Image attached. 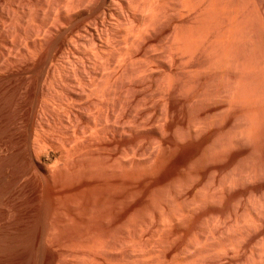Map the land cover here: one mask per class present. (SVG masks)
Returning a JSON list of instances; mask_svg holds the SVG:
<instances>
[{
  "label": "bare ground",
  "instance_id": "bare-ground-1",
  "mask_svg": "<svg viewBox=\"0 0 264 264\" xmlns=\"http://www.w3.org/2000/svg\"><path fill=\"white\" fill-rule=\"evenodd\" d=\"M133 1H135V0H133ZM138 1L141 2L144 0H141V1L138 0ZM88 2H91V1H89V0H0V264H26V261L28 260L27 259V253L29 252V251L27 252V245L29 243L31 244V242L33 244L36 243L38 246H41V247L44 246V249L47 247H50L52 249L51 252L53 254V255L50 254L51 255L50 260H52L51 262L56 261V264H61V263L63 264L66 260L69 259V258L67 259V257L70 254L73 256L79 252H81V254H83V251H86V250L88 251L95 246L93 243L92 244L94 246L92 244H90V242H92L94 240L95 235L97 237L98 234H94V232L96 230L95 231L90 230V228L92 226H90V228H89V224L92 222H90L89 224H86V222L88 220H86L85 217L83 219L80 217L82 220H84L83 224H80L79 226H78V224L80 222H78V223L76 222L77 225L74 224L75 225V231L68 229V231H72V232H66L67 230L63 229V228H66L67 225L70 227L71 226L70 224L73 225V223L75 221V220L74 221L72 220V219H74L72 216V214H74V212L72 213V211L68 209V208H70V207H68L69 206L68 204L71 205L73 203V201L71 203V200L73 199L72 196H75V195H73L74 187L78 188V185L82 184L78 180L81 177L79 176L80 178H78L77 176L79 174H81L80 172H82V174H85V175L87 174L86 175L87 177L85 178V181L87 183L89 181H92L93 179H96V178H97L96 180L99 181L101 179V181H102V179L104 177H106V176H104L106 174L105 173V171H106L105 166L106 165H104L105 171L102 172L103 174L104 173L105 174L104 175L100 174L99 173L100 170H104V168L99 167L100 165L102 166L103 164H98V163L102 162V161L104 163V160L102 159V157H99V156H103V157L111 160L113 157L109 158V156L112 153V152L110 153V151L117 150L116 148L119 147L118 145H119L120 141L121 142H122V140L125 141V139L120 140L121 138H123V135L125 134V130H126L125 126L123 125V122L121 121V119H123V118H121V115H123L122 112L124 113V111H122L121 106H118V104H117V102L121 98L120 96L123 94V87L125 88V85L123 84V82L120 78L121 77L120 75H119L120 76L119 78L118 77L115 78V77H112V75H114V74H112V75L111 74H109V75L105 74V72L109 71V73H110L111 71L113 72V70H115V69H112L110 71V69H107L105 67L106 64L102 65L103 64L102 62H105V61H103V59L100 60V63H102L101 66H104V68L107 70V71L105 70L104 72H102L106 76H108L105 78V80H103L102 78H99V80L101 79V82L97 83V84L94 83L95 81L94 82L91 81L95 74L93 75V73H91L93 75V77L90 75L91 76V80H90V78L87 77L88 76L87 75L88 69L86 70V66H82L83 65L82 63L80 66L83 67V69L81 68V70H83V72H82L83 75L81 73L80 74L82 76L78 75L79 73L77 72L78 73L77 75L80 78L78 76L77 77L75 76V72H76L77 68L80 67V66H77V64H76L77 62L75 63V60L77 58H80L79 55L81 54V53L80 54L78 53L79 55L77 56V58L76 59L74 58L75 52L77 51V50L75 51V48H77V47H75V44H76L75 41L77 39L75 40L76 36L74 34L75 25L77 22L76 21L77 20V10L79 9L78 7H80V5H82L81 7H83V5H84V7L87 6L89 4ZM129 2L131 3V1H129ZM262 2H264V1H262ZM262 2L260 0H150V3H149L150 9L148 8L149 10L147 9V7H145L146 4L143 7V4H144L143 2L138 7L137 6L133 7V4H135V3H131L132 7L136 11L137 10L139 11L140 6L142 7L140 9H143V11L145 10L144 8H146L148 11H151V12L147 11L149 13V14L147 13V17H146V12H145L146 10L144 11L145 14L143 13L145 15L144 18H147V22L145 20L141 21V23L144 22L143 23L144 25L146 22L147 25H145V27H146L145 29H143L144 26L143 27L141 26L142 30L137 31L136 29H138V28H136L134 26L135 22L133 24L130 23L132 25V27L136 28L133 32L137 31L136 34L132 32L134 34V36L132 37V39L130 38L128 40V41L132 40L131 49L135 45V43L140 42L139 41L140 39L142 41V39L146 38V36H145L146 32H151L148 30H152V31L156 30L154 32H157V29H159V27L163 26L164 28H167L171 24V33L170 32H169L170 34L168 33L170 36L169 41L165 40V42L168 41L170 43V46L169 45L168 46L171 47L172 51L176 50V51L181 52V54H183L182 58H179V59H181L182 62L178 61V59H176V56H174V59H176L175 60L176 63H174L175 61L173 60V57H170V55L171 56H173V55L180 56L179 54H177V53L171 54L172 52L167 53V55L165 54V56L170 58V59H168L167 57L163 56V57H165L166 60L169 61L168 65L166 63V65H167L166 68L169 70L166 71V68H165V69H163L165 71L164 72L161 68L164 75L161 72H159L158 69L156 70L159 72V74L161 73L165 77V78H163V76H162L161 78H163V80L166 82V83H163L164 81L160 82V83L165 84V85L161 86V87H163L162 89L161 88L159 89V90H161L160 92L162 93L161 94L159 92L160 96H162V98H160V99H161V101H163V103L161 105L165 106V107L162 106L165 109H164V111H161V112H164L166 116L168 115V111L170 109V107H168V104H169V99H171V96H172L171 94H174V92H175V94H176V92H179L177 90L174 91L175 88L178 87V86L177 87L175 86L176 84L173 86V83H175L174 82L175 77L173 76L174 71L177 68H178L177 71H181V70H183L182 68L188 67V71L185 68H184V70H185V72H187L190 75V76H187V77H189V79H188L189 81L192 80L193 82L196 81L197 83H200V81H201L200 76H202V75L207 76L208 75L207 80L209 77H211V78H209L210 82L211 81H218L217 84L220 83L219 84L220 87H222L223 89L225 87V91L223 93L224 96H223V98L220 99V96L222 97V93L219 92V89H218V92H215L217 90H214L212 88H214L216 86V84H215V86H213V84H212V86H209V85H211V83L208 82L209 81L208 80L206 82H208L209 85H208V83L207 84L205 83V86L208 85L209 87H212V88H205V91H206V89H208V90L212 89L214 91V93L217 94L218 97L215 96V94H210L212 90L209 91L210 93H208L211 96L213 95L212 99H210L211 98L210 95H208V96H210L209 100L207 99V96L202 97L203 96L202 94H201L202 96L200 94L198 95V97L201 96L202 98H204L205 100L207 99L208 101H210V103H213V104L216 102L215 100H217V98H219L220 101L217 100V102L218 103L220 102V106H219V104L217 105V102L214 104V106L215 105L218 106L217 108L215 106V110L216 109H218V111L220 109H222V110L219 111L220 115H218L219 113L217 114L219 116V118L216 115H214L215 111L213 112V115H214L213 117L216 116L217 118H215V119H218L217 121H215V120L214 121L217 123L220 119V116H223V114L225 116L227 114L229 116H231V114L234 112V118L236 119V117H235V115H236L237 118H239V119L241 118L242 120L241 119L240 120L243 123H245V124H243L242 122L237 121L238 123L239 122L241 123V124H239V126H242V124L247 126V128L245 127V131H243L245 134V140H246V138H247V140L248 139H251L252 141L256 140L258 143V139H261L262 138L261 135L264 133V131H263L264 130V11L263 12L261 11V8H263L264 3L262 4V7L260 6ZM92 4L89 6H92ZM136 4H137V2H136ZM124 6H126V5H124ZM146 6H148V5H146ZM93 7L94 6H92V8ZM100 8H101V6H100ZM109 9L107 11H109ZM119 9H121V8H119ZM119 9H117V10L119 11ZM117 10L115 11L116 13L118 12ZM98 11H99V9H98ZM107 11H105V12L107 13ZM136 11H134V13ZM143 11H141V12H143ZM137 12L135 14H139ZM103 14L104 13H102L101 15L103 16ZM112 14H111V16H112ZM124 15H125V13H124ZM128 15H127V18L125 17L126 20L129 18ZM137 16L139 17V15H137ZM122 17H124V16H122ZM138 17H137V19H138ZM104 18H107V16H105ZM81 19H82V17H81ZM83 19L85 20L87 18H83ZM99 19L101 21L105 20V19H101V18H99ZM112 19L114 20V18H112ZM112 19H111V21H112ZM166 19H167V22L165 21ZM93 20H95V19H93ZM93 20L91 23H93ZM121 21H123V20H121ZM163 21L168 23V26ZM117 22H120V21H117ZM131 22H133V21H131ZM161 22H163L164 24H161ZM112 23H113V21H112ZM86 24H88V23H86ZM90 25L92 26L93 24H90ZM158 25H160V26L158 27ZM110 26H111V24H110ZM127 26H129L128 27L129 29L131 28V26L129 24H127ZM165 26H167V27H165ZM93 27H94V25H93ZM85 28H87V27L85 26ZM85 28L83 27V29H85ZM128 28H125L124 30H126V29L129 30ZM139 28H140V26H139ZM81 29H82V27H81ZM100 29H102V28H100ZM95 30H96V28H95ZM106 30H109V29H106ZM110 30H114V28L110 29ZM162 30L161 31L159 30V32L161 33ZM97 31H99V30H96V32ZM101 31H102L101 33L103 34V30H101ZM104 32H105V30H104ZM78 33H80V31ZM106 33H107V31H106ZM132 33L130 31L129 33L127 32L126 35L131 36ZM86 34L87 33H85L84 35L81 34V36L83 35V37H84ZM99 34H98V36H99ZM147 34L150 35V33H147ZM76 35H77V33H76ZM142 35H143V37L145 36V38H141ZM151 35H154V34H151ZM81 36L79 34L78 37H81ZM107 36H108V33H107ZM159 36H161V35H159ZM86 37L88 38V36H86ZM103 37H106V36H103ZM124 37H125V39L129 38V37L127 38L126 36H124ZM155 37H152V38H155ZM157 37H156V39H157ZM166 37H168V35ZM166 37H165V39H166ZM123 38L121 37V40ZM81 39L84 40L85 38L84 39L81 38ZM92 39L95 40L94 37ZM89 40H91V36H90ZM100 40H101V38H100ZM77 41H79V40H77ZM85 41H87V39L84 41H81V42H85ZM124 41L125 40H123V42ZM128 41L126 40L125 42L127 43ZM163 41H161V43ZM103 42H104V40H103ZM107 42H108V40H107ZM109 42L112 43V41H109ZM165 42H164V44H165ZM87 43H89V41H87ZM87 43H86V45H87ZM140 43H142V42H140ZM144 43H145V40H144ZM169 43H167V44H169ZM83 44H81V45H83ZM97 44H98V41H97ZM120 44L123 45V43H120ZM128 44L130 45V43H128ZM142 44H139V45L142 46ZM76 45H78V44H76ZM103 45H102V47H103ZM105 45H104V47H105ZM109 45H110V43H109ZM145 45H146V43H145ZM149 45H150V43H149ZM165 45H164V47H165ZM83 46L82 47L80 46L81 50L84 47H86V46H84V47ZM88 46H89V44H88ZM80 47L78 46L79 49H80ZM95 47L97 48V46H95ZM102 47L100 46V48H102ZM115 47H113L114 49H112V51L114 50L115 53H117L115 50ZM122 47L123 46H121V48ZM137 47H138V45H137ZM150 47H151V45H150ZM88 48H90V46ZM92 48L90 49L92 51L91 55H94L96 53H94L93 50H96V49H92ZM110 48H112V44H111ZM110 48L108 47L107 49H110ZM128 48H130V46ZM138 48H140V47H138ZM152 48H154V46H152L151 49ZM105 49H106V47L104 48V50ZM117 49H120V47L119 48L117 47ZM127 49H125V50H127ZM156 49H158V48L156 47ZM156 49H155V52L157 53L159 49L157 51H156ZM167 49L168 48H166V51H167ZM86 50H88V49H86ZM129 50L126 52H129ZM140 50L138 52H140ZM160 50L162 53L163 48H160ZM79 51L80 50H78L77 52H79ZM110 51H111V49L108 50V52H110ZM117 51H119V50H117ZM130 51H133V50H130ZM144 51H146V53L148 54L152 50L147 52L148 50L146 48V50H144ZM164 51H165V49H164ZM88 52L90 53L89 50H88ZM95 52H100V50H98V51L96 50ZM138 52H135V53L138 54ZM104 53H105V51H104ZM121 53H122V51H121ZM121 53H119V54H121ZM152 53H150V55ZM159 53L160 52H158V55L155 57L161 58L162 57L161 55H163V54L160 53L161 54L160 55L161 57H160ZM129 54H131V53H129ZM168 54H170V55L168 56ZM100 55H101V53H100ZM100 55H98V56H100ZM103 55H106V57H107L108 53L103 54ZM112 55L115 56L114 52ZM112 55L109 57V60L111 59ZM121 55H119V57ZM98 56L96 55L97 58H98ZM116 56H118V55H116ZM116 56L113 57V59H116ZM122 56H121V58L122 59L124 58L123 60H127V59H125L124 56L123 57ZM151 56L148 58H151ZM130 57L131 56H128V58H130ZM155 57H153V58H155ZM97 58H95V59H97ZM142 58H143V56H142ZM142 58H140V61ZM100 59H101V56H100ZM122 59H120V62H119L120 65H121V63L122 64L124 63V62H121ZM135 59H138V58H134V63L136 61ZM144 59H142V60H144ZM79 60L82 61L81 59H79ZM131 60H132V58H131ZM145 60H150V59H145ZM152 60H154V59H152ZM161 60H162V58H161ZM90 61H92V58H91V60H89V63H90ZM112 61L111 62L107 61V62L109 65H111L110 63H112ZM150 61H148V62H150ZM163 61H164V59H163ZM163 61H161L160 64ZM83 62H84V59H83ZM107 62H105V63H107ZM137 62H138V60H137ZM183 62H185V63H183ZM97 63H99V61L96 62V64ZM119 63L118 64L116 63V64L119 65ZM126 63H128V62H126ZM134 63L132 62V64H134ZM153 63H154V61H153ZM153 63L151 61V63H149L148 66H150V64L153 65ZM172 63H174V64H172ZM96 64L92 65V66L95 68V66L98 65V64L97 65ZM116 64H115V67L120 69V67L119 66L117 67ZM142 64H143V62H142ZM155 64H156V61H155ZM163 64H161V65L164 66ZM175 64L177 67L175 66ZM179 64L180 65L183 64L182 66H184V67L180 66ZM140 65L141 64L135 65L132 67L131 62H130L131 68H135L136 66H140ZM144 65H146V64H144ZM173 65L175 67H173ZM178 65L180 66V69H179ZM111 66H109V67L113 68V66L112 67ZM123 66H124V64H123ZM128 66H127V68H128ZM90 67L91 66H89V68ZM131 68L130 69L128 68V70H131ZM137 68H135V70H133L134 72H132V73L136 74L138 72V70L142 71V66H141V69L138 68V70H137ZM158 68H160V67H158ZM97 69H98V67H96V70ZM121 69L123 71V68H121ZM145 69H147V67H145ZM149 69L155 70V69H153V67L149 68ZM90 71H93V70L90 69ZM99 72L101 73V70ZM142 72L144 74L146 73L144 71H142ZM142 72H141V74H139L140 76L143 74ZM152 72L148 71V74L151 73L150 75H155V74H152ZM123 73H125V72H123ZM175 73L180 74V72H176V71H175ZM104 74H102V77H104ZM120 74H122V73H120ZM148 74H146V76ZM181 74H183V71H181ZM125 75H123V76H125ZM127 75L128 76H126V77L128 79L130 77L129 75H131V72H130V74L127 73ZM139 75L135 76V77H139ZM184 75L182 77H184ZM198 75H200V76H198ZM100 76H97V74H96L95 78L100 77ZM132 76H134V75H132ZM175 76H178V74L177 75L175 74ZM206 76H202L203 77L202 80H206V78H205ZM126 77H124V79ZM135 77H133V81H131L132 83L134 82ZM141 77H143V76H141ZM147 77H146V79H148ZM152 77H150V78L152 79ZM195 77H197V78H195ZM198 77H200L199 80H198ZM193 79L194 80L196 79V80L194 81ZM211 79H214V80H211ZM140 80H142V78ZM155 80L156 79L154 77L153 82ZM159 80H161V79H159ZM159 80L157 78V82ZM179 80H181V79H179ZM179 80H177L176 83ZM146 82H148V81H146ZM179 82L177 84H179ZM135 83H136V80H135L134 84ZM139 83H140V85H142L141 82H139ZM160 83H159V85H157V84L156 85L160 86ZM188 83L190 85L193 84V87H194L195 83H192V82H188ZM203 83H204V81L202 82V84ZM126 84H128V83L126 82ZM131 84H129V85H131ZM146 84H145V86H148ZM189 84H187V85H189ZM128 86H126V88ZM134 86H138V85H134ZM151 86H153V85L150 84L149 87H145V88L149 89ZM157 86H155V88ZM172 86H173V88L174 87L175 88L173 89ZM181 87H183V86L180 85V89H181ZM197 87H198V85H197ZM197 87L195 88L196 90H197ZM134 88H133V91H134ZM145 88L142 91L147 92L146 91L147 89L145 90ZM190 88H192V87H190ZM190 88L188 86L189 90H191ZM131 89H132V87H131ZM150 89H152V88H150ZM172 89H173V93H172ZM188 89H187V87L185 88L186 91ZM156 90H158V89H156ZM125 91L130 95L133 93V92L129 93L127 90H125ZM198 91L200 93H202V90H198ZM205 91L203 93H205ZM195 93H197V92H195ZM218 93H220L221 95ZM134 94H132L130 100H132V97L135 96ZM150 94H151V92H150ZM153 95H151L152 98L155 96V95L154 96ZM158 95H156V96H158ZM176 95L178 96V93ZM214 96H215V98H214ZM194 97L196 98L197 95H194ZM194 97L192 98V96H190L189 98L194 99ZM140 98H141L140 99V101H141L142 97H140ZM152 98H151V100H152ZM173 98L175 99V97H173ZM177 98L179 100L180 97L178 96ZM187 98H188V96H187ZM127 99H129V98H127ZM174 99H173V101H174ZM182 99H183V97H182ZM198 99H200V98H198ZM149 100H150V98H149ZM149 100L147 97L148 103H149ZM156 100H157V97H156ZM156 100H154V101H156ZM140 101L138 103H140ZM142 101L144 102V100H142ZM192 101H195V100H192ZM203 102L200 101L197 103L198 104L201 103L200 105L202 107H204L202 105ZM157 103L154 102V104H157ZM205 103H207V102H205ZM151 104H153V103H150L149 105H151ZM181 104H183V103H181ZM198 104H197V106H199ZM213 104H211L212 106L211 105H208V106H211V108L212 107L214 108ZM221 104L223 105V107L221 106ZM110 105H112L111 107L113 110V111H111L112 116L110 115L111 112L109 114ZM123 105H124V103H123ZM135 105H136V103L134 104V106ZM141 105L143 106V103ZM186 105H187V102H186ZM136 106L139 108V110H141L140 109L141 107H139V104ZM145 106H147L146 103H145ZM152 106L153 105H151V107ZM182 106H184V104ZM197 106H196V108L201 109L200 107H197ZM122 107H124V106H122ZM190 107H192V106H190ZM149 108H150V106H149ZM160 108H161V106H160ZM208 108H210V107H208ZM143 109H145V108H143ZM135 110H133V111H135ZM139 110H138V112L140 113ZM145 110H141V112L145 111ZM147 110H148V107H147ZM129 111H132V110H129ZM201 111H203V109ZM204 111H205V109H204ZM206 111H207V109H206ZM210 111H211V109H210ZM145 113H147V112H145ZM164 113H161V115ZM136 114H138V113H136ZM136 114H134L135 118H136ZM148 114H151V112H149ZM148 114H147V116H148ZM159 114H160V112H159ZM199 114H200V112H199ZM128 115L131 116V114H129V113H128ZM147 116H144V118ZM160 116L159 117L156 116V118L158 117L159 120L162 122V120H164V118H162V116H161V119H162L161 120ZM122 117H124V116H122ZM139 117L137 116V118H139ZM148 117H150V115ZM148 117H147V119L149 120ZM198 117L196 116L195 119H197ZM207 117L208 116L202 117V119L203 118L207 119V121L206 120L203 121L201 119V121H203L202 123L209 122L208 121L209 118H207ZM228 117H227V119H228ZM132 118L133 117L129 118V120ZM137 118H136V120H137ZM156 118L154 120H156ZM151 120H153V119L151 118ZM222 120L224 121V118ZM126 121L127 120L125 119L124 122H126ZM133 121H132V123H133ZM160 121L155 122V123L159 124ZM193 121H194V123L196 122V120H193ZM197 121H199V120L197 119ZM141 122H144V120L143 121L141 120ZM147 123H149V122H147ZM194 123H192V124L194 125ZM199 123H200V125H202L201 128L203 126L205 127V125H206V124L203 125L201 122H199ZM199 123H198V125H199ZM216 123H214V124H216ZM220 123H221V121H220ZM234 123L235 122L233 120V125H235ZM238 123H237V125H238ZM129 124H130V121H129ZM140 124H142V123H139V125ZM143 124L140 126L141 127L145 126ZM192 124H191V126H192ZM218 124H219V122H218ZM221 124H223V123H221ZM221 124H220V127H221ZM125 125H127V124H125ZM152 125L155 126V124H152ZM135 126H138V124H136V125L134 123L130 124V128L132 130L133 129L136 130V133H137L138 129H135ZM158 126H160V125H158ZM141 127H140V130H141ZM155 127H157V126H155ZM161 127H163V126L161 125ZM218 127H219V125H218ZM233 127L234 126H232V125L230 126L232 133H233V131H232ZM157 128H159V127H157ZM192 128H195L199 131L198 128H200V126L198 128L193 126ZM211 128H212V126H211ZM128 129H127V131H128ZM131 129H129V131ZM145 129L146 128H144L143 130H145ZM204 129H206V128H204ZM148 130H149V128H148ZM166 130H167V127H166ZM220 130H219V132L222 131V130L221 131ZM238 130H239V127H238ZM238 130H236V131H238ZM155 131H156V129H155ZM161 131H162V129H161ZM161 131H160V133H161ZM202 131H203V129L201 130V132ZM226 131H225V134L227 133L226 135H229V136H226V135L225 136L228 138L232 134H231V132H229L230 133L229 134ZM141 132L137 133L138 134L137 136H139L141 134ZM243 132H242V135H244ZM162 133H161V136H162ZM192 133H193V131H192ZM198 133H200V132H198ZM131 135H133V133ZM134 135H135L134 137H137L136 134H134ZM237 135H240L239 131H238ZM134 137L131 138L129 136V138H131V139H134ZM239 137H242V136H239ZM239 137H236V138L230 137V138H228L227 141L225 140L227 138H224L223 139L224 140L223 145H225V149L230 147V150H231V147H233V145L235 146V142L244 141V140H240ZM125 138H127V136ZM129 138H128V141L130 140ZM137 138H139V137H137ZM137 138H135V139H137ZM217 138H215V139H217ZM219 139L221 142V138H219ZM219 139L217 140V142L219 141ZM138 141H139V139H138ZM261 142H263V141H261ZM130 143L131 142H129V144ZM157 143L160 144L161 141H159ZM213 143H215V140L213 141ZM254 143L256 144V142H254ZM159 144H157L156 146L158 147ZM161 144H163V143H161ZM218 144L219 143H217V147H220V145L218 146ZM255 144H253V142H252L251 145L253 146ZM120 145H121V143H120ZM125 146H128V145H125ZM129 146H128V149H129ZM134 146H135V144H134ZM134 146H133V148H134ZM149 146H150V143H149ZM131 147H132V145H131ZM137 147H139L138 143H137ZM153 147H155V146L153 145ZM215 147H216V144L214 145V149L216 150ZM135 148H136V146H135ZM162 148H164V147H162ZM254 148H255V146H254ZM124 149L126 150V148H124ZM124 149H121V151L124 152ZM131 149L132 148H130V151H132ZM145 149H146V151H148L147 147H145ZM153 149L155 151V149H157V148H153ZM134 151L131 153H133L135 155ZM143 151L145 152V150H143ZM259 151H260V148H259ZM126 152L128 153L129 151H126ZM144 152H143V156H145V157H143L142 159H144V162H145L146 154H144ZM159 152H160V150H159ZM221 152H224V151L221 150ZM260 152H262V151H260ZM115 153H117V152L115 151ZM118 153H120V152H118ZM160 153H158V154L160 155ZM252 153H254V152L252 151L251 154ZM96 154H97L98 158L102 159V161L97 162L96 161L97 158H96L95 161L99 165L98 167L95 166L96 165V164H94L95 161L92 159L93 156H95ZM133 154H132V156H133ZM153 154H154V152L151 153V155H153ZM158 154H157V156H159ZM125 156H126V154H125ZM141 156H139V157H141ZM153 156H155V155H153ZM119 157H120V155L117 156V158L115 157V159H114V162H115L114 164L117 165V167L115 166L116 170H117V175H116L117 177H121L123 172L126 171L127 167L131 164L133 165V163H134V162L133 163L130 162L131 160H133L132 158H130V161H128V160L126 161V162H130V163H129V165L126 163V165H128V166H126V168H125L124 164L122 163V160L126 159V158H123L121 160L120 159L121 157L120 158ZM129 157H127V159ZM156 157H153V159ZM254 157H256V156H254ZM148 158H146V159H148ZM158 158H156V159H158ZM136 160H138V158ZM154 160L150 161V163H152ZM92 161H93V163H92ZM106 162H107V160H106ZM145 163H147V162H145ZM259 164H260L259 167L262 168L263 165L261 166V163H259ZM143 165H145V164H143ZM227 165H229V164H227ZM257 165H258V163H257ZM257 165L255 164L254 166L257 167ZM137 166H139V163ZM254 166H252V167H254ZM129 167H128L127 172H129ZM258 168H256V170ZM134 169H135V167H134ZM263 169L264 168H262L261 170L263 171ZM109 170H111V168H109ZM113 170H115V168ZM132 170H133V168H132ZM249 171L252 172V175L247 176V179H248V181L250 180L252 182L256 178L257 175H254L255 173L253 171V168L250 169ZM257 171L259 172V170H257ZM257 171H255V172H257ZM135 172H133V174H135ZM94 173H96L97 175L99 174V175L97 177H95L96 175H94ZM107 173H108V168H107ZM111 173H112V175L116 174L112 170L110 171L109 175ZM130 173H131V169H130ZM139 173H140V171H139ZM92 175H94L95 178H93ZM244 175L245 176L248 175V172H247V174L245 173ZM259 175H260V173H259ZM261 175H262V173H261ZM261 175H260V177H263ZM114 176L115 175H113V177ZM131 176H132L131 177V179H132L133 175H131ZM137 176L138 175H136L135 177H137ZM240 176H239V178L242 179L243 176L242 177H240ZM107 177H108V174H107ZM113 177L111 176V178H113ZM108 178H110V177H108ZM108 178H105V179L108 180ZM231 178H229L232 181L231 183H230V180L227 179L230 184L225 183L224 185H221V187L218 186V188L220 187L222 189V191L220 192L221 195L224 194L223 193L224 189H226L227 187H230L232 190L233 186H235V184L238 185V183H236V178L233 177L235 179V181H233ZM258 178L259 177H257L255 180H257ZM115 179H112V180H115ZM129 179H130V176H129L128 180ZM131 179L129 180L130 182H131ZM134 179L136 180V178H134ZM237 179H238V177H237ZM135 180L133 181L134 183L136 182ZM101 181H99V182L101 183ZM109 181H111V180H109ZM109 181H108V183H109ZM117 181H120V180H117ZM248 181H244V179H242L241 182L248 183ZM84 182H83V184H86ZM93 182H94V180H93ZM105 182H107V181H105ZM105 182H104V184L102 182V184L105 185ZM239 182H240V180H239ZM254 182H256V181H254ZM108 183H106V184H108ZM117 184L119 185V182ZM220 184H221V182H220ZM220 184H218V185H220ZM226 184H228L227 187H226ZM116 185H114V186H116ZM132 186H133V184H132ZM223 186H225L224 189H223ZM245 186L246 185H244V188H245ZM79 187H82V186L80 185ZM88 187H91V186H88ZM86 188L87 187H85V190H86ZM218 188H216V189H218ZM230 188H228V189L230 190ZM216 189L214 188L213 191L215 192ZM253 189L254 188H252V190ZM231 190L229 193H232ZM106 191H107V189H106ZM216 192H218V191H216ZM216 192H215V194H216ZM225 192H226V190H225ZM251 192L252 191H250V193ZM212 193L213 192L211 191L210 196H211V198H212V196L214 198L215 194L212 195ZM218 193L216 195H218ZM105 194L107 195V193H105ZM204 196L206 197V195H204ZM208 196H209V194H208ZM220 196H219V198H220ZM226 196H225V198H226ZM231 196H232V194H231ZM215 197H217V196H215ZM235 197L238 198V196H235ZM199 198L203 199L200 196H199ZM207 198L210 199V197H207ZM223 198L221 196V199H223ZM75 199H77V197H75ZM88 199H91V198L88 197ZM193 199H194V197H193ZM195 200H196V198L194 200H192V202L195 203L196 202ZM199 200H198V202H200V204H201L199 206L202 208V203L204 201L201 203L202 200L201 201H199ZM206 200H207L206 201L207 205H209L208 203L212 202V200H209V202H208V199H206ZM220 200H217V201L213 200V201H215L214 203H217L218 201L221 202ZM79 201L81 202L82 200L79 199ZM79 201L77 203H79ZM83 201H85V200L83 199ZM190 201L191 200H189V203L191 204ZM249 201H251V200H249ZM82 202L79 203V205L80 204L82 205ZM93 202H94V199H93ZM233 202H234V200H233ZM75 203L73 205H76ZM184 203H182V204L179 203L180 207ZM252 203H253V201H252ZM83 204H85V203H83ZM179 204H178V206H179ZM198 204H197V206H198ZM204 204L205 203H203V207H204ZM235 204H236V202H235ZM65 205H67L68 208H66ZM85 205H87V204H85ZM187 205H188V202H187L186 206L183 205V207L185 206L187 208L184 207L183 209L189 210V209H193L192 207L195 206V204H194L193 206H191V208H188L189 205L188 206ZM207 205H205V206H207ZM249 205H247V206L250 207ZM254 205H255V203H254ZM254 205H253V207H255V208H253L252 210H251L252 207L251 208L244 207V208H247L244 211H246V210L248 211V209H250V211L254 210V213L249 212L250 213V215H249L250 219L248 217H247V219H244L241 216L243 218L242 220H249V221H243L242 222V221H240L241 218H239V217L234 219L233 218L234 216L237 217V213H236L237 211L233 209V213L236 211L235 212L236 214L234 213L235 215L232 217L233 221L232 220L230 222L225 221V223L228 222V224L227 223L225 224V226L223 227L224 228L223 230L222 229H221V231L219 229L217 230V228L215 226V225H217L216 222H215V224L212 223V224H214L213 228H210V225L207 226V223H205L206 226L209 227L210 237L208 238V241L210 240L211 242L209 244L204 243L205 245L207 244L204 247L202 246V242H206V241H202L200 243L201 245H199V247H201V248L203 247L201 249L202 251H200L199 249L197 250V251H200L199 252L200 255L198 254L199 256H197V254L195 253L198 258L196 259V257H195L196 261L193 263L194 264H214V262H216V260H218L217 261V264H218L221 255L223 256V254H225L226 256L227 255L229 256V257L227 256V258L231 259V261L228 259V261H230V263L235 262V264H264V200L260 201L258 203V201L256 199V206H254ZM76 206L78 207V204ZM76 206H74V207L76 208ZM173 206H175V203L173 204ZM220 206H222V208H223V205H220ZM233 206H234V203H233ZM236 206H237V204H236ZM75 208H73V209H75ZM91 208L95 209L93 207V205ZM120 208L121 207H119V210H120ZM178 208L176 207V209L173 210L174 213H176V212L179 213ZM234 208H238V207H234ZM76 209H77V212H76V214H77L80 209L79 210H78V208H76ZM82 209H84V208H82ZM115 209H117V208H115ZM228 209H230V208H228ZM84 210H86V208ZM84 210H81V211L84 212ZM193 210H196V209L194 208ZM193 210H191V212ZM94 211L91 213H95ZM118 211L116 210L114 212L115 213L117 212L116 214L118 215L119 214ZM173 211L171 210L170 213ZM89 212H90V208L88 210V213ZM80 213H78V214L80 215ZM91 213H90V215H91ZM108 213L109 212H107V214ZM174 213H171V215L173 216ZM183 213L185 216L188 215V214L186 215L187 212L186 213L183 212ZM183 213H182V215H180L181 213L179 215L184 216ZM210 213H211V211H210ZM219 213H221V212H219ZM111 214H112V212H111ZM251 214H253L252 218H251V216H252ZM112 215H114V214H112ZM189 215H191V214H189ZM189 215L187 216V218L191 217ZM218 215H220V214L215 215V219L209 218L210 221L211 220L215 221L217 219L216 217ZM240 215H243V214H240ZM246 215H245V217H246ZM93 216H94V214H93ZM108 216H106V218ZM175 216H178V215L175 214ZM221 216H222V214H221ZM230 216L231 215H229V217ZM89 218L93 219L92 215ZM95 218H97V217H95ZM118 218H117V221L119 220ZM172 218H174V217H172ZM178 218L180 219V217H178ZM223 218H226V217H223ZM115 219H116V217H115ZM188 219H186V220H188ZM204 219H205L204 221H206L207 216ZM100 220H101V218H100ZM109 220H111V219H109ZM219 220L220 219H218L217 221L219 222ZM111 221L113 222V220H111ZM115 221H114V224H115ZM210 221H207V222H210ZM222 221H224V220H222ZM176 222L175 223L173 222V223L177 224L179 226L180 223L178 224ZM179 222H180V220H179ZM102 223L103 222L101 221V224ZM120 223H121V221H120ZM120 223H118V225ZM173 223H170V224H173ZM183 223H186L185 220L183 221ZM97 224L99 225V223H97ZM181 224H182V219H181ZM98 225H97L98 228L97 227L96 228L97 229L101 228ZM108 225H106L107 226L106 229L109 227ZM120 225L123 226V223ZM95 226H96V223H95ZM163 226L165 228V225H163ZM163 226L161 225V228ZM166 226H168V225H166ZM221 226H222V224H221ZM181 227H183V226H181ZM96 228H94V229H96ZM157 228H159V227H157ZM166 228L168 229V227H166ZM70 229H72V227ZM73 229H74V227H73ZM109 229H110V227H109ZM180 229L182 230V228H180ZM202 229H203V226H202ZM207 230H208V228H207ZM207 230H205V231H207ZM202 231H204V230H202ZM108 232H110V231H108ZM95 233H97V232H95ZM117 233H115V234L118 235ZM169 233L168 234H169V238H170V235L172 234V232L169 231ZM180 233H181V231L179 232V234ZM163 234H164V232H163ZM208 234L206 233L205 235L207 236ZM164 235H162V236H164ZM177 235H176V237H177ZM104 236H103V238H104ZM113 236H114V234L111 237H113ZM174 236H175V234H174ZM203 236L204 235L202 234V237ZM99 237L100 236H98L97 238H99ZM118 237H121V234ZM167 237H168V235H167ZM176 237H174L175 240H176ZM203 238H205V237H203ZM109 239L110 238H108V240ZM173 239H172V241H173ZM205 239L207 240V238H205ZM97 240H100V239H95V241L97 243H99ZM105 240H106V242H104V245L106 243L108 244V242H107L108 240L107 239H105ZM166 240L162 241L163 244H164V242L165 243L169 242L168 238H166ZM102 241H104V240H102ZM162 242L160 243V245L162 244ZM101 243L103 244V242H101ZM30 244H29V246H30ZM171 244H172V242H171ZM174 244H176V242H173V244L170 247H173ZM193 244L196 245L195 242ZM88 245H92L93 247L91 246V248H90ZM96 245H99V244H96ZM34 246H36V245H34ZM101 246L102 245H100V247ZM100 247H99V249H100L99 253H101L100 251L102 249V247L101 248ZM190 247H191V245H190ZM28 248H30V247H28ZM33 248H35V247H33ZM33 248H32V250H33ZM105 248H107V247H105ZM108 248H110V247L108 246ZM115 248L116 247H114V249ZM161 248H163V247H161ZM93 249H96V247H94ZM97 249H98V247H97ZM103 249H104V246H103ZM182 249H184V248H182ZM185 249H186V247H185ZM107 250L110 251V249H107ZM159 250L161 252L160 248H159ZM186 250L188 251V249H186ZM39 251H40V249L38 250V252ZM87 251L84 253H87ZM185 251H183V252H185ZM46 252H48V251H46ZM88 252L90 255L91 251H88ZM96 252H98V250H96ZM181 252H182V250H181ZM95 253L93 252V254H95ZM99 253H96V254H99ZM102 253H104V251ZM109 253L106 254V251H105L106 255H109ZM115 253H116V251H115ZM156 253H157V251H156ZM185 253H187V252H185ZM101 254L99 255V257L103 255V254L102 255ZM160 254L163 255L162 252ZM193 254L194 253L192 252L191 255H193ZM188 255H189V253H188ZM225 255H224V257H225ZM111 256H112V254H111ZM183 256H184V254L182 255V257ZM193 256L191 257L192 260L194 258ZM36 257H38V256H36ZM179 257H178V259H179ZM92 258H94V257H92ZM96 258H98V257H96ZM107 258H109V256H107ZM39 259H40V257H39ZM103 259H104V257L102 258V260ZM175 259L176 258H174V260ZM32 260H33V258H32ZM70 260H71V258H70ZM102 260H99V262L97 261L98 262L97 264H112V263L107 262L108 259H107V261H104V262H102ZM163 260H162V258L161 259L157 258V261H155V262H157V264H172V262L176 263V261H173V259L171 260L172 262L170 261L171 263H166V259L164 260L165 262ZM184 260H186V259H184ZM220 260H222V259H220ZM33 262H34V260H33ZM67 262L68 261H66V263ZM155 262H154V264H155ZM185 262H187V261H185ZM226 262H227V260H226ZM94 263H96V261ZM94 263H92V264H94ZM190 263H191V261H190ZM221 263H222V261H221ZM44 264H46V263L44 262ZM67 264H69V263H67Z\"/></svg>",
  "mask_w": 264,
  "mask_h": 264
},
{
  "label": "rangeland",
  "instance_id": "rangeland-1",
  "mask_svg": "<svg viewBox=\"0 0 264 264\" xmlns=\"http://www.w3.org/2000/svg\"><path fill=\"white\" fill-rule=\"evenodd\" d=\"M89 1H91V2H88L89 4L87 5V6H85L84 7V5H83V7H81L82 5H80V7H78L77 9V22H76V25H75V29H74V34H75V40L77 39V40H79V41H75V43L76 44H78V45H76L75 44V47H77V48H75V51L77 50H80L79 52H75V56H74V58L76 59L77 58V56L79 55V57L80 58H77L76 60H75V63L77 64V66H80L81 65V63L83 64L82 66H86V70H87V72H88V76L87 77H89L90 78V80H91V76L93 77V75H94V77L92 78V80L91 81H95L94 83H100L101 82V79L99 80V78H102L103 80H105V78L106 77H108V76H106L107 74L109 75V74H114V75H112V77H120L121 78V80H122V82H123V84L125 85V88L123 87V96L121 95L120 97V100L117 102V104H118V106H121V109H122V111H124V113L126 114H124L123 112H122V114L123 115H121V118H123V119H121V121L123 122V125L125 126V128H126V130H125V134L123 135V138H121L120 140H122V139H125V141L124 140H122V142L120 141V143H121V145H120V143H119V147H117L116 149L117 150H115L117 153H115V151H110V153H111V155L109 156V158H112L111 160L110 159H107V158H105V157H103V156H99V157H102V159L104 160V163H103V161H102V159L101 158H98V156H97V154L95 155V156H93V160L95 161L96 160V158H97V162L98 161H102V162H99L98 164H103L102 166L100 165H98L97 163H96V161H95V163L94 164H96L95 166H99V167H103L104 168V165H106L105 166V168H106V171H105V168H104V170H100V174H103L102 172H104L105 171V175L104 176H106V177H104L103 179H102V181H101V179L99 180V181H101V183L98 181V180H96V179H93L94 180V182H93V180L92 181H89L88 183L85 181V178L87 177L85 174H82V172H80L81 174H79L77 177L78 178H80V179H78L79 181H80V183H82V184H80L82 187H79L80 185H78V188H75L74 187V189H73V195H75V196H72V200H71V203H72V201H73V203L70 205V204H68L69 206L68 207H70V208H68L67 207V205H65L66 206V208H68L69 210H71L72 211V213L74 212V214H72V216H73V218L74 219H72L73 221H74V223H73V225L72 224H70L71 226L69 227L68 225L66 226V228H63V229H66L65 231L66 232H72V231H68V229L69 230H74L75 231V225H77V223L78 222H80L79 224H78V226L80 225V224H83L84 222V220H82L84 217H85V219L86 220H88L87 222H86V224H89L90 222H92V223H90L89 224V228H90V226H92L91 228H90V230H96L95 232H97V233H95L94 232V234H98L97 235V237L98 236H100L99 238H97L96 237V235H95V237H94V242L92 241V242H90V244H92L94 247H96V249H93L94 247L92 246V245H88L90 248H91V246L93 247L92 249H90V250H88V251H91L90 252V255L92 256V257H94V258H92L90 255H89V252L87 251V253H84V252H86V251H83V254H81V252H79V253H76L74 256L73 255H68V257H67V259L68 260H66V261H68L67 263H69V264H92V263H94L95 261H96V263H94V264H97L98 262H99V260H102V258L104 257V259L102 260V262H104V261H107V259H108V261L107 262H109V263H112V264H154V262L155 261H157V258L158 259H161L162 258V260L164 259H166V263H171L172 261V259H173V261H176V263L175 262H172V264H194L193 262H195L196 260H195V257H196V259L198 258L197 256H199L200 255V251H202L201 249L204 247V246H206L204 243H210L211 241L209 240L208 241V238L210 237V233H209V227H207V226H209L210 225V228H213L214 227V224H215V222H216V224L217 225H215L216 226V228H217V230L219 229L220 231H221V229L223 230L224 228V226H225V224L227 223L228 224V222H230L233 218L235 219V218H241L240 219V221H249V220H242L243 218L244 219H247V217L249 218V215H250V213L249 212H251V213H254V210L253 211H250V209H248V211L246 210V211H244L245 209H247V208H251V210L253 209V208H255V207H253V205H254V203H255V205L254 206H256V199H257V201H258V203L260 202V201H263L264 200V169H263V171L261 170L262 168H264V133L261 135V139H258V143H257V141L256 140H251V139H248L247 140V138H246V140H245V134H244V132L243 131H245V127L247 128V126H245V125H243V124H245V123H243L239 118H237V116L235 115V117H236V119L234 118V112L231 114V116H229L228 114L225 116L224 114H223V116H220V119H219V124H218V122L216 123L215 121H217L218 119H215V118H219V116L218 115H220V113H219V111L220 110H222V109H220L219 111H218V109H216L215 110V106H216V108L218 107L217 105L219 104V106H220V102L218 103L217 102V100H219V98H217L218 96H217V94L216 93H214V91L212 90V89H214V90H217V91H215V92H218V89H219V92L220 93H222V97L220 96L221 94L220 93H218V94H220L219 96H220V99L221 98H223V96H224V91H225V87H224V89L222 88V87H220V83L219 84H217L218 83V81H211L210 82V80H209V78H211V77H209L208 78V80H207V77H208V75L206 76V75H202V76H206L205 78H206V80H202V76H200V75H198V76H200V77H198V80H199V78H200V83H197L194 79V81L195 82H193L192 80L191 81H189L188 79H189V77H187V76H190L187 72H185V70H184V68L185 69H187V71H188V67L186 68V67H184V66H182V65H180V66H182V67H184V68H182L183 70H181V71H183V74H181V71H177V69L175 70L176 72H180V74L179 73H175V71H174V73H173V76L175 77V80H174V82L175 83H173V86L175 85L177 88H175V90L174 91H179V92H176V94L178 93V96L181 98H179V100H178V96L175 94V92H174V94H171L172 96H171V99H169V104H168V107H170V109H169V111H168V115L166 116L165 115V113L164 112H161V111H164V109L165 108H163V107H165V106H163V105H161L162 103H163V101H161V99L160 98H162V96H160V94H159V92L161 91V90H159L160 88L162 89L163 87H161V86H163V85H165V84H163V83H166L164 80H163V78H165L163 75V69H165L166 67H167V65H168V60H166L165 59V57H167V56H165V54L167 55V53H170V52H172L171 54H175V53H177V54H179L180 56H178V55H173V56H171L170 54H168V56L170 55V57H173V60L175 61L176 59H178V61H180V62H182L181 61V59H179V58H182V55L183 54H181V52H179V51H176V50H171V47H169L170 46V43L168 42L169 41V34L171 33V24H170V26L169 27H167L168 26V23H166L167 22V19L165 20V21H163L164 23H166V25L167 26H165V27H167V28H164L163 26L162 27H159L160 25H158V27H159V29H157V32H154V31H156V30H154V31H152V30H148V31H151V32H146V34H145V36H146V38H145V36L143 37V35H142V37L141 38H145V39H142V41H141V39L139 40L140 42H142V43H140V42H138V43H135V45L132 47V49H131V42H132V40H130V41H128L130 38L132 39V37L134 36V34L133 33H137V31L138 30H142V27H143V29H145L146 27H145V25H147L146 24V22H147V18H144V11L146 12V17H147V13L148 12H151V11H148L149 9H150V0H144V1H141V2H139L138 0H135V1H133V0H89ZM98 1V2H97ZM110 1V2H109ZM113 1V2H112ZM129 1H131V3H135V4H133V7H135V6H139L140 4H142V2L144 3L143 4V7H144V5L146 4V5H148V6H146L145 5V7H147V9L146 8H144L145 10L143 11V9H140V8H142L141 6H140V8H139V11L137 12L133 7H132V4L129 2ZM261 2L262 1H264V0H260ZM94 2V3H93ZM96 2V3H95ZM103 2V3H102ZM136 2H137V4H136ZM147 2V3H146ZM92 4V6H96L95 8L93 7L92 8V6H89V5H91ZM98 3V4H97ZM128 3V4H127ZM264 2H262L261 3V7H262V4H263ZM100 4V5H99ZM131 4V5H130ZM124 5H126V6H124ZM264 5V4H263ZM100 6H101V8H100ZM115 8H114V7ZM128 7V8H127ZM136 7V8H137ZM83 8V9H82ZM110 8V9H109ZM119 8H121V9H119ZM126 8V9H125ZM134 10H133V9ZM152 8V7H151ZM98 9H99V11H98ZM109 9V11H107ZM117 9H119V11L117 10ZM130 9V10H129ZM81 10V11H80ZM90 10V11H89ZM112 10V11H111ZM118 11L117 13L115 12V11ZM143 11V12H141V11ZM152 10V9H151ZM86 11V12H85ZM102 11V12H101ZM105 11H107V13L105 12ZM134 11H136L137 13H139V14H135L134 13ZM148 11V12H147ZM261 11L263 12L264 11V6H263V8H261ZM79 12V13H78ZM113 14H112V13ZM122 12V13H121ZM102 13H104L103 14V16L101 15ZM124 13H125V15H124ZM129 15H128V14ZM144 13V14H143ZM82 14V15H81ZM84 14V15H83ZM100 14V15H99ZM111 14H112V16H111ZM123 14V15H122ZM149 14V13H148ZM80 15V16H79ZM87 15V16H86ZM118 15V16H117ZM127 15H128V19L126 20V18H127ZM134 15V16H133ZM137 15H139V17L137 16ZM97 16V17H96ZM100 16V17H99ZM105 16H107V18H104ZM122 16H124V17H121ZM138 17V19H137V17ZM142 16V17H141ZM81 17H82V19H81ZM111 17V18H110ZM126 17V18H125ZM136 17V18H135ZM83 18H87V19H83ZM97 18V19H96ZM99 18H101V19H105V20H100ZM112 18H114V20L112 19ZM117 18V19H116ZM144 18V19H143ZM93 19H95V20H93ZM108 19V20H107ZM111 19H112V21H113V23H112V21H111ZM137 19V20H136ZM92 20H93V23H91L92 22ZM121 20H123V21H121ZM128 22H126V21ZM146 21L145 22V25L143 24V23H141V21ZM80 21V22H79ZM86 21V22H85ZM117 21H120V22H117ZM125 21V22H124ZM131 21H133V22H131ZM140 21V22H139ZM97 24H96V23ZM106 22V23H105ZM115 22V23H114ZM124 22V23H123ZM135 22V23H134ZM163 22H161V24H164ZM169 22V21H168ZM78 23V24H77ZM82 23V24H81ZM86 23H88L89 25L90 24H93L94 25V27H93V25L91 26H89L88 24H86ZM102 23V24H101ZM104 23V24H103ZM120 23V24H119ZM130 23H134L135 25V27L136 28H138V29H136L135 27H132V25L130 24ZM137 23V24H136ZM141 23V24H140ZM101 24V25H100ZM110 24H111V26H110ZM123 24V25H122ZM127 24H129L130 26H131V30L128 28L129 26H127ZM78 26V27H77ZM85 26L87 27V28H85ZM96 26V27H95ZM106 26V27H105ZM117 26V27H116ZM122 26V27H121ZM124 26V27H123ZM138 26V27H137ZM139 26H140V28H139ZM142 26V27H141ZM81 27H82V29H81ZM83 27L85 28V29H83ZM92 27V28H91ZM98 27V28H97ZM95 28H96V30H99V31H97L96 32V30H95ZM100 28H102V29H100ZM104 28V29H103ZM109 29V30H106V29ZM114 28V30H110V29H113ZM116 28V29H115ZM122 28V29H121ZM125 28H128L130 31H131V33L136 29L137 31H135V32H133L132 33V35L131 36H129V35H126L127 34V32L129 33L130 31L129 30H124ZM134 28V29H133ZM161 28V29H160ZM78 29V30H77ZM163 29V30H162ZM77 30V31H76ZM83 30V31H82ZM101 30H103V34L101 33L102 31ZM104 30H105V32H104ZM159 30L161 31L162 30V32L160 33L159 32ZM80 31V33H78ZM86 31V32H85ZM93 31V32H92ZM106 31H107V33H108V36H107V33H106ZM116 31V32H115ZM126 31V32H125ZM125 32V33H124ZM153 32V33H152ZM170 32V33H169ZM76 33H77V35H76ZM85 33H87L84 37H83V35L85 34ZM93 33V34H92ZM100 33V34H99ZM124 33V34H123ZM147 33H150V35L149 34H147ZM163 33V34H162ZM169 33V34H168ZM79 34H80V36H81V34H83L81 37H78L79 36ZM91 34V35H90ZM98 34H99V36H98ZM151 34H154V35H151ZM106 36V37H103V36ZM123 38L124 36H126L128 39H125V37L121 40V37ZM159 35H161V36H159ZM168 35V37H166ZM86 36H88V38L86 37ZM90 36H91V40H89L90 39ZM96 36V37H95ZM157 37V39H156V37ZM94 37V39L95 40H93L92 38ZM99 37V38H98ZM152 37H155V38H152ZM165 37H166V39H165ZM81 38H85L84 40H86L87 39V41H89V43H87V41H85V42H81V41H84V40H82ZM100 38H101V40H100ZM108 38V39H107ZM112 38V39H111ZM98 39V40H97ZM104 40V42H103V40ZM110 39V40H109ZM117 41H115V40ZM160 39V40H159ZM93 40V41H92ZM106 40V41H105ZM107 40H108V42H107ZM119 40V41H118ZM123 40H127L128 42L126 43L125 41L123 42ZM144 40H145V43H146V45H145V43H144ZM153 40V41H152ZM164 40V41H163ZM165 40H168V41H166L167 43H169V44H167L166 42H165ZM95 41V42H94ZM97 41H98V44H97ZM109 41H112V43L111 42H109ZM122 41V42H121ZM147 41V42H146ZM151 41V42H150ZM160 41V42H159ZM161 41H163L162 43H161ZM81 44H83L84 46H86V47H84L83 45H81ZM91 42V43H90ZM94 42V43H93ZM100 42V43H99ZM115 42V43H114ZM158 42V43H157ZM164 42H165V44H164ZM86 43H87V45H86ZM97 45H96V44ZM109 43H110V45H109ZM114 43V44H113ZM120 43H123V45H121ZM128 43H130V45L128 44ZM149 43H150V45H151V47L152 46H154V48L156 49V47L160 50V48H163V52L161 53V50L159 51L158 49H156V51L158 50V52H160L161 54H163V55H161L160 53H159V56L162 58V60H161V58H157V57H155V56H157L158 55V52L156 53L155 52V49L154 48H152L151 49V47H150V45H149ZM88 44H89V46H90V48H88L89 46H88ZM94 44V45H93ZM104 44H106L105 45V47H106V49L104 50V45H103V47H102V45ZM111 44H112V48H110L111 47ZM139 44H142V46L141 45H139ZM153 44V45H152ZM156 44V45H155ZM160 44V45H159ZM164 44L165 45V47H164V45L162 46V45ZM92 45V46H91ZM102 47V48H100V46ZM114 45V46H113ZM119 45V46H118ZM126 45V46H125ZM128 45V46H127ZM137 45H138V47H140V48H138L137 47ZM169 45V46H168ZM78 46L80 47H84L82 50H81V47H80V49L78 48ZM94 46V47H93ZM95 46H97V48L95 47ZM116 46V47H115ZM121 46H123L122 48L124 49H122L121 48ZM130 46V48H128ZM156 46V47H155ZM160 48H159V47ZM167 46V47H166ZM93 47V48H92ZM110 48L111 49V51L110 52H108V50H110V49H107V48ZM113 47H115V50H116V52L117 53H115V51L113 50L112 51V49H114ZM117 47L119 48L120 47V49H117ZM150 47V48H149ZM96 49L97 51L98 50H100V52H95L96 50H93V52L94 53H96V54H94V55H91L92 54V51L90 50V49ZM100 48V49H99ZM128 48V49H127ZM134 48V49H133ZM138 50H137V49ZM143 48V49H142ZM146 48H147V52H149L150 50H152V51H150V53H152L153 51L155 52H153L151 55L153 56V57H155V58H153L151 55H150V53H146V51H144V50H146ZM166 48H168L167 49V51H166ZM86 49H88L89 51H90V53L88 52V50H86ZM125 49H127V50H125ZM133 50V51H130V50ZM141 49V50H140ZM150 49V50H149ZM164 49H165V51H164ZM86 50V51H85ZM117 50H119V51H117ZM129 50V52H126V51H128ZM135 50V51H134ZM140 50V52H138ZM103 51V52H102ZM104 51H105V53H104ZM121 51H122V53H121ZM108 53V55H107V57H106V55H103V54H107ZM112 52V53H111ZM113 52H114V55L116 56V55H118V56H116V59H113V57H115V56H113L112 54H113ZM135 52H138V54L137 53H135ZM79 53V54H78ZM85 53V54H84ZM100 53H101V55H100ZM119 53H121L124 57H125V59H127V60H123L122 58H121V54H119ZM129 53H131V54H129ZM135 53V54H134ZM147 55H146V54ZM77 54V55H76ZM92 56H90V55ZM110 54V55H109ZM129 54V55H128ZM133 54V55H132ZM137 54V55H136ZM156 54V55H155ZM84 55V56H83ZM96 55L98 56V55H100L101 56V59H100V56H98V58L96 57ZM112 55V57H111V59L109 60V57ZM119 55H121L120 57H119ZM137 57H136V56ZM143 56V58H142V56ZM147 57H145V56ZM89 56V57H88ZM103 56V57H102ZM122 56V57H123ZM128 56H131L130 58H128ZM134 56V57H133ZM151 56V58H148V57H150ZM163 56H165V57H163ZM174 56H176V59H174ZM178 56V57H177ZM92 58V61H90V63H89V60H91V58ZM106 57V58H105ZM142 58V59H150L151 61H152V63H153V61H154V63H153V65H151L150 64V66H148L149 65V63H151V61L150 60H142L141 59V61H140V58ZM84 59V62H83V59ZM90 58V59H89ZM95 58H97V59H95ZM118 58V59H117ZM131 58H132V60H131ZM134 58H138V59H135L136 61H135V63H134ZM168 59H170L169 57H167ZM79 59H81L82 61H80ZM87 59V60H86ZM96 61H95V60ZM99 59V60H98ZM103 59V61H105V62H107V61H112V63H110L112 66H113V68H110L109 66H111V65H109L108 64V62L107 63H105V62H102V63H100V60H102ZM105 59V60H104ZM120 59H122V61L121 62H124L123 64H124V66H123V64L121 63V65H120ZM152 59H154V60H152ZM159 61H158V60ZM163 59H164V61H163ZM184 59V58H183ZM182 59V60H183ZM79 60V61H78ZM115 60V61H114ZM119 60V61H118ZM137 60H138V62H137ZM87 61V62H86ZM99 61V63H97L96 64V62H98ZM128 62V63H126V62ZM131 62V65H132V67L133 66H135V65H139V64H141L140 66H136L135 68H140L141 69V66H142V71H144V72H146L147 70L149 71V72H152V74H155V75H150L151 73H149L148 74V71L144 74L141 70L139 71L138 70V68H137V70H138V72L136 73V74H134V73H132V72H134L133 70H135V68H131V66H130V62ZM148 61H150V62H148ZM155 61H156V64H155ZM161 61H163L161 64H163L164 66H162L161 64H160V62ZM167 61V62H166ZM173 61V62H174ZM177 61V62H178ZM95 62V63H94ZM115 62V63H114ZM132 62L134 63V64H132ZM142 62H143V64H142ZM147 62V63H146ZM158 62V63H157ZM80 63V64H79ZM92 63V64H91ZM94 63V64H93ZM119 63V65H117V64ZM137 63V64H136ZM166 63H167V65H166ZM174 63H176V61L174 62ZM174 63H172V64H174ZM183 63H185V62H183ZM85 64V65H84ZM97 65V66H95V68L92 66V65ZM100 64V65H99ZM101 64L102 65H105V67L107 68V69H110V71L112 70V69H115V70H113V72L111 73H109V71L108 72H105V74L104 73H102V72H104L106 69L104 68V66H101ZM115 64H116V66L118 67H120V69L119 68H116L115 67ZM126 64V65H125ZM130 66H128V65ZM144 64H146V65H144ZM160 64V65H159ZM178 64V63H177ZM178 65V66H179ZM186 65V64H185ZM82 66H80V67H78L77 68V70H76V72H75V76L77 77L78 75H83V70H81V68L83 69V67ZM88 66V67H87ZM89 66H91L90 68H89ZM111 66V67H112ZM126 66V67H125ZM127 66H128V68L130 69L131 68V70H128V68H127ZM153 67V69H155V70H150L149 68H152ZM160 67V68H158V67ZM175 66H176V64H175ZM174 65H173V67H175ZM180 66H179V69H180ZM96 67H98V69L96 70ZM103 67V68H102ZM109 67V68H108ZM115 67V68H114ZM144 67V68H143ZM145 67H147V69H145ZM177 67V66H176ZM102 68V69H101ZM121 68H123V71H122V69ZM126 70H125V69ZM161 68H162V70H161ZM90 69H92L93 71H90ZM104 69V70H103ZM144 69V70H143ZM158 69V71L159 72H161L160 74H159V72L158 71H156ZM174 69V68H173ZM101 70V73L99 72V71ZM103 70V71H102ZM118 70V71H117ZM125 70V71H124ZM161 70V71H160ZM167 70H169V69H167L166 68V71ZM80 71V72H79ZM107 71V70H106ZM120 71V72H119ZM127 71V72H126ZM79 74H78V73ZM123 72H125V73H123ZM130 72H131V75H129L130 77V79L128 78L127 79V77L126 76H128L127 75V73L128 74H130ZM141 72L143 73L141 76H143V77H141L139 74H141ZM165 72V71H164ZM185 72V73H184ZM81 73V74H80ZM90 73V74H89ZM91 73H93V75L91 74ZM116 73V74H115ZM120 73H122L123 75H125V76H123L122 74H120ZM168 73V72H167ZM78 74V75H77ZM96 74H97V76H100V77H96L95 78V76H96ZM99 74V75H98ZM102 74H104V77H102ZM118 74V75H117ZM146 74H148L147 76H146ZM175 74L177 75L178 74V76H175ZM185 74V75H184ZM188 74V75H187ZM81 75V76H82ZM91 75V76H90ZM120 75V76H119ZM132 75H134V76H132ZM139 75V77H135V76H138ZM145 75V76H144ZM157 75V76H156ZM184 75V77H182ZM123 76V77H122ZM153 76V77H152ZM163 76V78H161ZM186 76V77H185ZM79 77V76H78ZM124 77H126L125 79H124ZM133 77H135V79H134V82H135V80H136V83L134 84V82L132 83L131 81H133ZM146 77L148 78V79H146ZM150 77H152V79L150 78ZM154 77H155V81L153 82V80H154ZM160 77V78H159ZM180 77V78H179ZM80 78V77H79ZM88 78V79H89ZM142 78V80H140ZM157 78H158V80L159 79H161V80H159L158 82H157ZM195 78H197V77H195ZM96 79V80H95ZM132 79V80H131ZM151 81H150V80ZM179 79H181V80H179ZM191 79V78H190ZM98 80V81H97ZM126 80V81H125ZM140 80V81H139ZM166 80V79H165ZM177 80H179L178 82H179V84L181 85V86H183V87H181V89H180V85L179 84H177L176 83V81ZM184 80V81H183ZM188 80V81H187ZM211 80H214V79H211ZM216 80V79H215ZM125 81V82H124ZM138 81V82H137ZM144 81V82H143ZM146 81H148V82H146ZM162 81H164L163 83H160V82H162ZM187 83H186V82ZM204 81V83L202 84V82ZM206 81H208V82H210L211 83V85H209V83L208 82H206ZM126 82L128 83V84H126ZM139 82H141V84L142 85H140V83ZM157 82V83H156ZM184 82V83H183ZM188 82H192V83H195L194 84V87H193V84H189ZM213 82V83H212ZM233 82V81H232ZM132 83V84H131ZM146 85H148V86H145V84ZM159 83H160V86H157V85H159ZM197 83V84H196ZM205 83L207 84L208 83V85L209 86H212V84H213V86H215V84H216V86L214 87V88H212V87H209L208 85L207 86H205ZM129 84H131V85H129ZM138 85V86H134V85ZM153 85V86H151L150 88H152V89H148V88H145V87H149V85ZM157 84V85H156ZM187 84H189V85H187ZM129 85V86H128ZM187 85V86H186ZM197 85H198V87H197ZM204 85V86H203ZM222 85V84H221ZM231 85V84H230ZM126 86H128L127 88H126ZM155 86H157L156 88H155ZM173 86H172V88H173ZM188 86H189V88L190 87H192V88H190L191 90H189L188 89ZM197 87V90L195 89L196 87ZM203 88H201V87ZM219 86V87H218ZM130 87V88H129ZM131 87H132V89H131ZM135 87V88H134ZM145 88V90L147 91V92H145V91H142L144 88ZM187 87V91L185 90V88ZM218 87V88H217ZM129 88V89H128ZM133 88H134V91H133ZM141 88V89H140ZM173 88V89H174ZM184 88V89H183ZM205 88H212L211 90L213 91H211V90H208V89H206V91H205ZM217 88V89H216ZM223 90H221V89ZM138 91H137V90ZM141 91H140V90ZM156 89H158V90H156ZM173 89H172V93H173ZM194 89V90H193ZM125 90H127L129 93H132V94H134L133 96L134 97H132V100H130L131 99V96H132V94L130 95V94H128ZM132 90V91H131ZM183 90V91H182ZM185 90V91H184ZM198 90H202V93H200ZM221 90V91H220ZM131 91V92H130ZM136 91V92H135ZM140 91V92H139ZM154 91V92H153ZM157 91V92H156ZM194 91V92H193ZM205 91V93H203ZM209 91H211V93L209 92ZM138 92V93H137ZM150 92H151V94H150ZM182 92V93H181ZM187 92V93H186ZM191 92V93H190ZM195 92H199L198 94L197 93H195ZM126 93V94H125ZM140 93V94H139ZM143 93V94H142ZM148 93V94H147ZM156 93V94H155ZM161 93V92H160ZM197 95V99L194 97V95ZM208 93H210V94H215V96H217L216 98H217V100H215L216 102H217V105H215L214 106V104L216 103H210V101H208L209 100V98H210V94H208ZM128 94V95H127ZM155 96H154V95ZM159 94V95H158ZM162 94V93H161ZM191 94V95H190ZM201 95L202 97H206L207 96V101L204 99V98H202L201 96H199L198 97V95ZM207 94V95H206ZM126 95V96H125ZM138 97H137V96ZM140 95V96H139ZM150 95V96H149ZM151 95H153L154 97L152 98L151 97ZM156 95H158V96H156ZM175 95V96H174ZM181 95V96H180ZM208 95H210V96H208ZM148 97V100H149V98H150V100H151V98H152V100L150 101L149 100V103L147 102V97ZM186 98H185V97ZM187 96H188V98H187ZM190 96H192V98L194 97V99H190L189 97ZM215 96H214V98H215ZM140 97H142V100H144V102L142 101H140ZM144 97V98H143ZM156 97H157V100H156ZM173 97H175V99L173 98ZM182 97H183V99H182ZM212 97H213V95L211 96V98L210 99H212ZM127 98H129V99H127ZM187 100H185V99ZM198 98H200V99H198ZM122 99V100H121ZM127 99V100H126ZM160 99V100H159ZM173 99H174V101H173ZM134 100V101H133ZM154 100H156V101H154ZM178 102H177V101ZM190 100V101H189ZM192 100H195V101H192ZM203 102L202 103V105L205 107H202L200 104L201 103H197V102ZM214 100V99H213ZM130 101V102H129ZM133 101V102H132ZM137 101V102H136ZM140 101V103H138ZM187 102V105H186V102ZM192 101V102H191ZM197 101V102H196ZM212 101V100H211ZM220 101V100H219ZM129 102V103H128ZM154 102H158L157 104H154ZM171 102V103H170ZM177 102V103H176ZM180 102V103H179ZM196 102V103H195ZM205 102H207V103H205ZM214 102V101H213ZM123 103H124V105H123ZM133 103V104H132ZM136 103V105H138L139 104V107H141L140 109L141 110H145V111H142L141 112V110H139V108L135 105L134 106V104ZM138 103V104H137ZM143 103V106L141 105ZM145 103H146V105L147 106H145ZM150 103H153V104H151V105H153L152 107L154 108H152L151 107V105H149ZM174 105H173V104ZM176 103V104H175ZM181 103H183L184 104V106H182L183 104H181ZM189 103V104H188ZM195 103V104H194ZM127 104V105H126ZM131 104V105H130ZM194 106H193V105ZM197 104L199 105V106H197ZM211 104H213V106H214V110L211 108ZM130 105V106H129ZM189 105V106H188ZM197 107H200L201 109H199V108H196V106ZM208 105H211V106H208ZM112 105H110V107H109V114H110V112L111 111H113L112 110V107H111ZM122 106H124V107H122ZM134 106V107H133ZM149 106H150V108H149ZM160 106H161V108H160ZM163 106V107H162ZM181 106V107H180ZM190 106H192V107H190ZM207 106V107H206ZM221 106L223 107V105L221 104ZM147 107H148V110H147ZM156 107V108H155ZM194 107V108H193ZM208 107H210V108H208ZM129 108V109H128ZM136 110H135V109ZM138 108V109H137ZM143 108H145V109H143ZM161 110H160V109ZM190 108V109H189ZM163 109V110H162ZM199 109V110H198ZM203 109V111H201ZM204 109H205V111H204ZM206 109H207V111H206ZM210 109H211V111H210ZM129 110H132V111H129ZM133 110H135V111H133ZM138 110L140 111V113L138 112ZM152 110V111H151ZM157 110V111H156ZM213 110V111H212ZM174 111V112H173ZM200 112V114H199V112ZM210 111V112H209ZM215 111V113H214V115H216L215 117H213L214 115H213V112ZM132 112V113H131ZM135 112V113H134ZM145 112H147V113H145ZM149 112H151V114H148ZM154 112V113H153ZM159 112H160V114H159ZM202 112V113H201ZM204 112V113H203ZM208 112V113H207ZM128 113L129 114H131V116L130 115H128ZM136 113H138V114H136ZM157 113V114H156ZM161 113H164V114H162L161 115ZM219 113V114H218ZM133 114V115H132ZM134 114H136V118H137V116L140 118H137V120H136V118H135V116H134ZM147 114H148V116L150 115V117L153 119V120H151V118L150 117H148L147 116ZM155 114V115H154ZM205 116H204V115ZM208 114V115H207ZM211 114V115H210ZM218 114V115H217ZM230 114V113H229ZM111 116H112V112H111V114H110ZM109 115V116H110ZM162 116V118H164V120H162L161 119V116ZM164 115V116H163ZM200 115V116H199ZM110 116V117H111ZM122 116H124V117H122ZM128 116V117H127ZM144 116H147L148 118H149V120L147 119V117H145L144 118ZM156 116H160V119L162 120V122L159 120V118L157 117L156 118ZM196 116L198 117L197 119L199 120V121H197V119H195L196 118ZM206 116H208L207 118H209V122H204V123H202L204 120H206L207 121V119H205V118H203L202 119V117H206ZM226 118H225V117ZM231 118H229V117ZM131 117H133L132 119L135 121H133L132 119H130L129 120V118H131ZM201 117V118H200ZM212 119H211V118ZM224 118V121L222 120L223 118ZM227 117H228V119H227ZM113 118V117H112ZM128 118V119H127ZM156 118V120H154ZM200 118V119H199ZM214 118V119H213ZM234 118V119H233ZM127 120L126 122H124V120ZM171 119V120H170ZM201 119L203 120V121H201ZM211 119V120H210ZM227 119V120H226ZM130 121V124H138V126H135V129H138L137 130V133H140L141 131V134L139 135V136H137L138 134L136 133V130H132L131 128H130V124H129V121ZM141 120L143 121L144 120V122H141ZM193 120H196V122L194 123V121ZM213 120V121H212ZM215 120V121H214ZM233 120H234V124L235 125H233ZM120 121V122H121ZM132 121H133V123H132ZM158 121H160L159 122V124L158 123H155V122H158ZM193 121V122H192ZM220 121H221V123H223V124H221L220 123ZM237 121H240V122H242L243 124H242V126H239V124H241L240 122L238 123ZM121 122V123H122ZM128 122V123H127ZM147 122H151L150 124L149 123H147ZM164 122V123H163ZM171 122V123H170ZM192 123H194V125L192 124V126H191V124ZM199 122H201L203 125L204 124H206L205 125V127L204 128H206V129H204L203 127L201 128V126L202 125H200V123ZM226 122V123H225ZM139 123H144L143 125H145V126H140V125H142V124H140L139 125ZM198 123H199V125H198ZM212 123V124H211ZM214 123H216V124H214ZM230 123V124H229ZM237 123H238V125H237ZM125 124H127V125H125ZM129 124V125H128ZM152 124H155V126H157V127H161V125L163 126V127H161L160 129L159 128H157V127H155V126H153ZM160 125V126H158V125ZM171 124V125H170ZM190 124V125H189ZM197 126H196V125ZM212 126V128H211V126ZM220 124H221V127H220ZM168 125V126H167ZM215 125V126H214ZM218 125H219V127H218ZM234 126L233 127V133L231 132V128H230V126ZM129 126V127H128ZM149 126V127H148ZM193 126H195V127H199L200 126V128H198L199 129V131L197 130V129H195V128H192ZM210 126V127H209ZM131 129L130 131H129V129ZM140 127H141V130H140ZM152 127V128H151ZM166 127H167V130H166ZM191 127V128H190ZM208 127V128H207ZM236 127V128H235ZM238 127H239V130H238ZM242 127V128H241ZM244 127V128H243ZM124 128V129H125ZM144 128H146L145 130H143ZM148 128H149V130H148ZM127 129H128V131H127ZM155 129H156V131H155ZM161 129H162V131H161ZM195 129V130H194ZM203 129V131L201 132V130ZM217 129V130H216ZM222 131H221V130ZM140 130V131H139ZM164 130V131H163ZM219 130L221 131V132H219ZM227 130V131H226ZM235 130V131H234ZM236 130H238L239 131V134L240 135H237L238 134V131H236ZM247 130V129H246ZM134 131V132H133ZM159 131V132H158ZM160 131H161V133H162V136H161V133H160ZM192 131H193V133H192ZM197 131V132H196ZM217 131V132H216ZM225 131L226 132H231V134L232 135H230V137L232 138V137H234V138H236V137H239V136H242V137H239L240 138V140H244V141H239V142H235V146L233 145V147H231V150H230V147H228L227 149H225V145H223V139L224 138H227L226 136H229V135H226L225 134ZM264 131V130H263ZM127 132V133H126ZM158 132V133H157ZM167 132V133H166ZM197 134H196V133ZM198 132H200V133H198ZM216 132V133H215ZM242 132H243V134L244 135H242ZM130 133V134H129ZM133 133V135H131ZM165 133V134H164ZM191 133V134H190ZM219 133V134H218ZM222 133V134H221ZM224 133V134H223ZM129 134V135H128ZM134 134H136V136L137 137H139V138H137V137H134L135 135ZM217 134V135H216ZM221 134V135H220ZM230 134V133H229ZM226 135V136H225ZM127 136V138H125ZM129 136L131 137V138H133L134 137V139H131V138H129ZM133 136V137H132ZM216 136V137H215ZM225 136V137H224ZM244 136V137H243ZM218 137V138H217ZM230 137H228V138H230ZM128 138L130 139L129 141H128ZM135 138H137V139H135ZM214 138V139H213ZM215 138H217V139H215ZM219 138H221V142H220V139ZM228 138L227 139H225L226 141L228 140ZM242 138V139H241ZM138 139H139V141H138ZM219 139V141L217 142V140ZM215 140V143H213V141ZM239 140V139H238ZM251 140V141H250ZM260 140V141H259ZM159 141H161V143H163V144H159V143H157V142H159ZM261 141H263V142H261ZM129 142H131L130 144H129ZM133 142V143H132ZM219 143L218 144V146L220 145V147H217V143ZM251 142V143H250ZM252 142H253V144H255L254 142H256V144L255 145H251L252 144ZM125 143V144H124ZM128 143V144H127ZM137 143H138V145H139V147H137ZM140 143V144H139ZM149 143H150V146H149ZM159 144L158 145V147L156 146L157 144ZM226 143V142H225ZM134 144H135V146H136V148H135V146H134ZM216 144V150L218 151H216L215 149H214V145ZM125 145H130L129 146V149H128V146H125ZM131 145H132V147H131ZM141 145V146H140ZM148 145V146H147ZM153 145L155 146V147H153ZM259 145V146H258ZM133 146H134V148H133ZM254 146H255V148H254ZM261 146V147H260ZM142 149H141V148ZM145 147H147L148 148V151H146V149H145ZM150 147V148H149ZM161 147V148H160ZM162 147H164V148H162ZM224 149H222V148ZM124 148H126V150L124 149ZM130 148H132L131 150L132 151H130ZM153 148H157V149H155V151H154V149L152 150ZM159 148V149H158ZM253 148V149H252ZM258 150H257V149ZM259 148H260V151H262V152H260L259 151ZM262 148V149H261ZM121 149H124V152L123 151H121ZM136 149V150H135ZM139 149V150H138ZM151 149V150H150ZM250 149V150H249ZM135 150V151H134ZM138 150V151H137ZM142 150V151H141ZM143 150H145V152L143 151ZM150 150V151H149ZM159 150H160V152H159ZM221 150L222 151H224V152H221ZM228 150V151H227ZM230 150V151H229ZM126 151H129L128 153L126 152ZM134 151V153H135V155L133 154V153H131V152H133ZM154 152V154L153 155H155V156H153V155H151V153H153ZM254 152V153H252L251 154V152ZM118 152H120V153H118ZM123 154H122V153ZM143 152H144V154H146V158H148V159H146L145 158V162H147V163H145L144 162V159H142L143 157H145V156H143ZM216 152V153H215ZM221 152V153H220ZM258 152V153H257ZM141 153V154H140ZM150 153V154H149ZM158 153H160V155L158 154ZM223 153V154H222ZM256 153V154H255ZM125 154H126V156H125ZM130 154V155H129ZM132 154H133V156H132ZM148 154V155H147ZM157 154L159 155V156H157ZM162 154V155H161ZM260 156H259V155ZM120 155V159L122 160L123 158H126V159H123L122 160V163L124 164V167L126 168V166H128L129 165V163L131 162V163H133V165L131 164V165H129L128 167H129V172H127V170H128V167H127V169H126V171H124L123 172V174L121 175V177H117L116 175H117V170H116V167H117V165H115L114 163V159H115V157L117 158V156H119ZM123 155V156H122ZM130 157H129V156ZM142 155V156H141ZM139 156H141V157H139ZM151 156V157H150ZM156 157V158H158V159H156V158H154L153 159V157ZM254 156H256V157H254ZM127 157H129L128 159H127ZM259 157V158H258ZM130 158H132L133 160H131L130 161ZM138 158V160H136ZM140 158V159H139ZM107 160V162H106V160ZM154 160L152 163H150V161H152V160ZM130 161V162H126V161ZM143 160V161H142ZM142 161V162H141ZM149 161V162H148ZM229 161V162H228ZM106 162V163H105ZM109 162V163H108ZM139 163V166H137L138 165V163ZM141 162V163H140ZM92 163H93V161H92ZM126 163L128 164V165H126ZM257 165V163H258V165H257V167L256 166H254L255 164ZM259 163H261V166H262V168L261 167H259L260 166V164ZM113 164V165H112ZM143 164H145V165H143ZM148 164V165H147ZM227 164H229V165H227ZM110 166V167H109ZM116 166V167H115ZM142 166V167H141ZM147 166V167H146ZM252 166H254V167H252ZM115 168V170H113L114 168ZM133 168V170H132V168ZM134 167H135V169H134ZM258 168L257 170H259V172L256 170V168ZM107 168H108V173H107ZM109 168H111V170L114 172V173H116V174H113V175H115L114 177H113V175H112V173L110 174L113 178H111V176L109 175V173H110V171L111 170H109ZM113 168V169H112ZM253 168V171H254V175H257L256 176V178L257 177H259L257 180H253L252 182L250 181H248V179H247V176H250V175H252V172H250L249 170L250 169H252ZM261 168V169H260ZM102 169V168H101ZM130 169H131V173H130ZM140 169V170H139ZM255 169V170H254ZM136 171V172H135ZM139 171H140V173H139ZM255 171H257V172H255ZM133 172H135V174H133ZM139 174H138V173ZM247 172H248V175H244L245 173L247 174ZM84 173V172H83ZM137 173V174H136ZM259 173H260V175H261V173H262V175L261 176H263V177H260V175H259ZM107 174H108V177H110V178H108L107 177ZM94 175H96L95 177H97L98 175L96 174V173H94ZM94 175H92L93 176V178H95L94 177ZM131 175H133V178L131 179ZM136 175H138L137 177H135ZM241 175V176H240ZM80 176V177H79ZM84 176V177H83ZM119 176V175H118ZM129 176H130V179H131V182L128 180V178H129ZM239 176L240 177H242V179H244V181H248V183H246V182H241L242 181V179L241 178H239ZM124 179H123V178ZM127 177V178H126ZM232 177V178H231ZM233 177H235L236 178V183H238V185H236L235 184V186H233V189L231 190V188L230 187H227L228 186V184H226V189H224L225 188V186H223V189H224V194H220V192L222 191V189L220 188L221 187V185H224L225 183H229V181L228 180H230L229 178H231L233 181H235V179L233 178ZM237 177H238V179H237ZM105 178H108V180L107 179H105ZM116 178V179H115ZM118 178V179H117ZM120 178V179H119ZM134 178H136V180L134 179ZM247 180H246V179ZM112 179H115V180H112ZM228 179V180H227ZM109 180H111V181H109ZM117 180H120V181H117ZM124 180V181H123ZM136 181L135 183L133 182V181ZM239 180H240V182H239ZM78 181V182H79ZM82 181V182H81ZM85 181V182H84ZM105 181H107V182H105ZM108 181H109V183H108ZM123 181V182H122ZM223 181V182H222ZM225 181V182H224ZM254 181H256V182H254ZM83 182L84 183H86V184H83ZM102 182H103V184H104V182H105V185H103L102 184ZM119 182V185L117 184V183ZM220 182H221V184H220ZM232 181L230 180V183H231ZM106 183H108V184H106ZM133 184V186H132V184ZM223 183V184H222ZM229 183V184H230ZM78 184V183H77ZM99 184V185H98ZM102 186H101V185ZM118 186H117V185ZM218 184H220V185H218ZM246 185L245 186V188H244V185ZM252 184V185H251ZM254 184V185H253ZM114 185H116V186H114ZM248 185V186H247ZM87 187L86 188V190H85V187ZM88 186H91V187H88ZM120 186V187H119ZM218 186H220L219 188L221 189H219L218 188ZM77 187V186H76ZM96 187V188H95ZM101 187V188H100ZM107 189V191H106V189ZM108 187V188H107ZM132 187V188H131ZM254 188L253 190H252V188ZM90 188V189H89ZM92 188V189H91ZM216 189V188H218V189H216L215 190V192L216 191H218V192H216V194L218 193V195H216L215 194V192L213 191V189ZM228 188H230V190L232 191V193H229L230 192V190L228 189ZM245 190H244V189ZM78 191H77V190ZM81 189V190H80ZM103 189V190H102ZM244 191H243V190ZM225 190H226V192H225ZM104 191V192H103ZM211 191L213 192L212 193V195L213 194H215L214 195V198H213V196H212V198H211ZM228 191V192H227ZM249 191V192H248ZM250 191H252L251 193H250ZM75 192V193H74ZM77 192V193H76ZM103 192V193H102ZM91 193V194H90ZM93 193V194H92ZM105 193H107V195L105 194ZM234 193V194H233ZM77 194V195H76ZM80 194V195H79ZM91 196H90V195ZM208 194H209V196H208ZM231 194H232V196H231ZM244 194V195H243ZM104 195V196H103ZM195 195V196H194ZM204 195H206V197L204 196ZM222 196V198L224 199H221V196ZM224 195V196H223ZM227 195V196H226ZM103 196V197H102ZM118 196V197H117ZM122 196V197H121ZM199 196L201 197V198H203V199H200L199 198ZM203 196V197H202ZM215 196H217V197H215ZM219 196H220V198H219ZM225 196H226V198H225ZM235 196H238V198H236ZM75 197H77V199H75ZM80 197V198H79ZM88 197L89 198H91V199H88ZM193 197H194V199L196 198V202L194 203V202H192V200H194L193 199ZM205 197V198H204ZM207 197H210V199L209 198H207ZM230 197V198H229ZM233 199H232V198ZM191 198V199H190ZM217 198V199H216ZM228 198V199H227ZM79 199L80 200H82L83 201V199L85 200V201H81L82 202V205L80 204L79 205V203H81L80 201H79ZM93 199H94V202H93ZM200 199V200H199ZM206 199H208V202H209V200H212V204L211 203H208L209 205H207V200ZM221 199V200H220ZM231 199V200H230ZM237 199V200H236ZM76 200V201H75ZM189 200H191L190 202H191V204L189 203ZM198 200L199 201H201V203L203 202V203H205L204 204V207H203V203H202V208L199 206V205H201L200 204V202H198ZM213 200H220L221 202H217V203H214L215 201H213ZM233 200H234V202H233ZM248 200V201H247ZM249 200H251V201H249ZM79 201V203H77ZM122 201V202H121ZM183 201V202H182ZM247 201V202H246ZM252 201H253V203H252ZM76 202V203H75ZM87 202V203H86ZM93 205V207L95 208V209H92L91 207H92V205L90 204V203ZM101 202V203H100ZM118 202V203H117ZM120 202V203H119ZM185 202V203H184ZM187 202H188V205H189V207L188 208H191V206H193L194 204H195V206H193L192 208L194 209H196V210H193V209H183L185 206H186V204H187ZM225 202V203H224ZM228 202V203H227ZM235 202H236V204H237V206H236V204H235ZM250 202V203H249ZM69 203V202H68ZM78 204V207L76 206V205H73V204ZM83 203H85V204H87V205H85V204H83ZM175 203V206H173V204ZM180 203V204H182V203H184L183 205H185L184 207H183V205H181V207H180V204H179V206H178V204ZM199 203V204H198ZM219 203V204H218ZM222 203V204H221ZM233 203H234V206H233ZM252 203V204H251ZM90 204V205H89ZM197 204H198V206H197ZM226 204V205H225ZM228 204V205H227ZM250 204V205H249ZM119 205V206H118ZM187 205V206H188ZM205 205H207V206H205ZM220 205H223V208H222V206H220ZM245 205V206H244ZM247 205H249L250 207H248ZM252 205V206H251ZM74 206H76V208H78V210L81 212H79L78 211V213H80V215L78 216L77 214H76V212H77V209L74 207ZM82 206V207H81ZM173 206V207H172ZM197 206V207H196ZM231 206V207H230ZM80 207V208H79ZM88 207V208H87ZM119 207H121L120 208V210H119ZM172 209H171V208ZM175 207V208H174ZM176 207L178 208V211H179V213L178 212H176V213H174V211L173 210H175L176 209ZM200 207V208H199ZM233 207V208H232ZM234 207H238V208H234ZM244 207H247V208H244ZM73 208H75V209H73ZM82 208H86V210H84V209H82ZM89 208H90V212L88 213V210H89ZM115 208H117V209H115ZM185 208H187V207H185ZM214 210H213V209ZM216 208V209H215ZM225 208V209H224ZM228 208H230V209H228ZM173 211V212H171V213H174V215L172 216L171 215V213H170V211L171 210ZM180 209V210H179ZM183 209V210H182ZM233 209L234 210H236L235 212L237 213V217L236 216H234L235 214L233 213ZM81 210H84V212L83 211H81ZM95 212V213H91V212H93V211ZM118 211V215L114 212V211ZM182 210V211H181ZM191 210H193L192 212H191ZM220 210V211H219ZM196 211V212H195ZM210 211H211V213H210ZM231 211V212H230ZM107 212H109L108 214H107ZM111 212H112V214H114V215H112L111 214ZM183 212H187L186 213V215L188 214H191V215H189V216H191V217H188L187 218V216H185L184 215V213ZM190 212V213H189ZM218 212V213H217ZM219 212H221V213H219ZM90 213H91V215H92V218L93 219H90L89 217L91 216L90 215ZM181 213V214H180ZM182 213H183V215L186 217H184V216H180V215H182ZM207 213V214H206ZM210 213V214H209ZM215 213V214H214ZM220 214V215H218L216 218V220L215 221H210V219L209 218H214L215 219V215H217V214ZM233 213V214H232ZM245 213V214H244ZM248 213V214H247ZM93 214H94V216L95 217H97V218H95L94 216H93ZM106 214V215H105ZM172 216V217H174V218H172L170 215ZM175 214L176 215H178V216H175ZM180 214V215H179ZM209 214V215H208ZM221 214H222V216H221ZM227 216H226V215ZM240 214H243V215H240ZM247 214V215H246ZM90 215V216H89ZM109 215V216H108ZM111 215V216H110ZM193 215V216H192ZM229 215H231L230 217H229ZM240 215V216H239ZM245 215H246V217H245ZM252 216H251V218L253 217V214H251ZM103 216V217H102ZM106 216H108L107 218H106ZM119 218H118V217ZM169 216V217H168ZM205 216V217H204ZM206 216H207V219H206V221H204L205 219L204 218H206ZM212 216V217H211ZM234 216V217H233ZM243 218H242V217ZM77 217V218H76ZM82 219H81V218ZM89 219H88V218ZM115 217H116V219H115ZM121 217V218H120ZM176 217V218H175ZM178 217H180V219L178 218ZM183 217V218H182ZM222 217V218H221ZM223 217H226V218H223ZM233 217V218H232ZM95 218V219H94ZM100 218H101V220H100ZM117 218L119 219L118 221H117ZM172 218V219H171ZM109 219H111V220H113V222L111 221V220H109ZM167 219V220H166ZM174 219V220H173ZM176 219V220H175ZM181 219H182V224H181ZM186 219H188V220H186ZM209 219V220H208ZM218 219H220L219 220V222L217 221ZM250 219V218H249ZM77 220V221H76ZM80 220V221H79ZM99 220V221H98ZM116 220V221H115ZM178 220V221H177ZM179 220H180V222H179ZM185 220V222L186 223H183V221ZM222 220H224V221H222ZM239 220V219H238ZM95 221V222H94ZM97 221V222H96ZM101 221L103 222L102 224H101ZM105 221V222H104ZM109 221V222H108ZM114 221H115V224H114ZM120 221H121V223H120ZM163 223H162V222ZM165 221V222H164ZM177 221V222H176ZM207 221H210V222H207ZM225 221H228V222H226L225 223ZM233 221V220H232ZM77 222V223H76ZM161 222V223H160ZM176 222V223H180V225L178 226L177 224H174V223ZM218 222V223H217ZM95 223H96V226H95ZM97 223H99V225L97 224ZM118 223H120V224H122L123 223V226H121L120 224V226L118 225ZM165 223V224H164ZM170 223H173V224H170ZM205 223H207V226H206V224L204 225ZM210 223V224H209ZM212 223H214V224H212ZM75 224V225H74ZM109 224V225H108ZM111 224V225H110ZM114 224V225H113ZM187 224V225H186ZM219 224V225H218ZM221 224H222V226H221ZM224 224V225H223ZM97 225L99 226V227H101V228H99V229H97L98 227H97ZM102 225V226H101ZM105 225V226H104ZM106 225H108L109 227H110V229H109V227L106 229ZM161 225L163 226V225H165V228H164V226L161 228ZM166 225H168V226H166ZM212 225V226H211ZM88 226V225H87ZM95 226V227H94ZM118 226V227H117ZM171 226V227H170ZM181 226H183V227H181ZM202 226H203V229H202ZM222 228H221V227ZM68 227V228H67ZM72 227V229H70ZM73 227H74V229H73ZM77 227V226H76ZM96 228V229H94V228ZM112 227V228H111ZM122 229H121V228ZM157 227H159V228H157ZM166 227H168V229L166 228ZM205 227V228H204ZM208 228V230H207V228ZM78 228V227H77ZM76 228V229H77ZM117 230H116V229ZM170 228V229H169ZM176 228V229H175ZM180 228H182V230L180 229ZM160 229V230H159ZM162 229V230H161ZM166 229V230H165ZM175 229V230H174ZM180 229V230H179ZM106 230V231H105ZM114 230V231H113ZM120 230V231H119ZM202 230H207V231H202ZM99 231V232H98ZM108 231H110V232H108ZM122 231V232H121ZM169 233V231L170 232H172V236L170 235V238H169V234L167 233V232ZM181 231V233L179 234V232ZM93 232V231H92ZM118 232V233H117ZM121 232V233H120ZM163 232H164V234H163ZM167 234H166V233ZM177 232V233H176ZM204 232V233H203ZM114 234V236L113 237H111L113 234ZM115 233H117L118 235H116ZM162 233V234H161ZM208 234L207 236L205 235V234ZM112 234V235H111ZM121 234V237H118L119 235ZM161 234V235H160ZM174 234H175V236H174ZM178 234V235H177ZM202 234L204 235L203 237H205V238H207V240L205 239V238H203L202 237ZM106 237H105V236ZM110 235V236H109ZM162 235H164V236H162ZM167 235H168V237H167ZM176 235H177V237H176ZM103 236H104V238L105 239H107L108 240V238H110L107 242H108V244L106 243L105 245H104V242H106V240L103 238ZM168 238L169 239V242H164V244H163V242L162 241H165L166 240V238ZM174 237H176V240H175V238ZM162 238V239H161ZM165 240H164V239ZM174 238V239H173ZM95 239H100V240H97L99 243H97L96 241H95ZM172 239H173V241H172ZM102 240H104V241H102ZM160 241V242H159ZM167 241V240H166ZM202 241H206V242H202ZM208 241V242H207ZM101 242H103V244L101 243ZM162 242V246L160 245V243ZM171 242H172V244H173V242H176V244H174L173 245V247H170L172 244H171ZM196 243V245L195 244H193V243ZM199 242V243H198ZM202 242V248L201 247H199V245H201L200 243ZM99 244V245H96V244ZM101 243V244H100ZM30 244V243H29ZM29 244L27 245V261H26V264H28L30 261V263L31 264H44V262L46 263V264H56V261L55 262H51L52 260H50L51 259V255H53L52 254V249L50 248V247H47V248H45L44 249V246L43 247H41V246H38L36 243H32L31 242V244H30V246H29ZM171 244V245H170ZM34 245H36V246H34ZM100 245H102L101 247H102V249H103V246H104V249L102 250L101 249V253L104 251V253H99V247H100ZM164 245V246H163ZM190 245H191V247H190ZM193 245V246H192ZM108 246L110 247V248H108ZM159 246V247H158ZM28 247H30V248H28ZM33 247H35V248H33ZM97 247H98V249H97ZM100 247V248H101ZM105 247H107V248H105ZM114 247H116L115 249H114ZM161 247H163V248H161ZM176 247V248H175ZM185 247H186V249H188V251L185 249ZM32 248H33V250H32ZM40 249V251L38 252V250ZM43 248V249H42ZM112 248V249H111ZM159 248L161 249V252L163 253V255H161L160 253V250H159ZM172 248V249H171ZM175 248V249H174ZM182 248H184V249H182ZM197 248V249H196ZM38 249V250H37ZM48 249V250H47ZM106 249V250H105ZM107 249H110V251H108ZM200 250V251H197V250ZM35 250V251H34ZM96 250H98V252H96ZM120 250V251H119ZM181 250H182V252H181ZM33 251V252H32ZM44 251V252H43ZM46 251H48V252H46ZM105 251H106V254H108L109 252V255H106L105 254ZM115 251H116V253H115ZM156 251H157V253H156ZM183 251H185V252H187V253H185V252H183ZM195 251V252H194ZM93 252L95 253H99V254H93ZM108 252V253H107ZM194 253L193 255H191V253ZM198 252V253H197ZM30 253V254H29ZM39 253V254H38ZM115 253V254H114ZM188 253H189V255H188ZM197 254V256H196V254ZM51 254V255H50ZM102 255V256H100L99 257V255ZM105 254V255H104ZM111 254H112V256H111ZM179 254V255H178ZM184 254V256L182 257V255ZM187 254V255H186ZM199 254V255H198ZM29 255V256H28ZM34 255V256H33ZM95 255V256H94ZM115 255V256H114ZM157 255V256H156ZM161 255V256H160ZM191 255V256H190ZM224 255L225 254H223V256L221 255V257H220V259H222V260H220L219 259V262H218V264H229L230 263V261H231V259L230 258H227V256L225 255V257H224ZM31 256V257H30ZM36 256H38V257H36ZM71 256V257H70ZM107 256H109V258H107ZM180 256V257H179ZM186 256V257H185ZM194 257L193 258V260H192V258L191 257ZM39 257H40V259H39ZM45 257V258H44ZM96 257H98V258H96ZM161 257V258H160ZM178 257H179V259H178ZM229 257V256H228ZM32 258H33V260H34V262H33V260H32ZM35 258V259H34ZM70 258H71V260H70ZM174 258H176L175 260H174ZM188 258V259H187ZM190 258V259H189ZM225 258V259H224ZM92 259V260H91ZM95 259V260H94ZM98 259V260H97ZM168 259V260H167ZM184 259H186V260H184ZM228 259L230 260V261H228ZM44 260V261H43ZM163 260V261H164ZM178 260V261H177ZM184 260V261H183ZM224 260V261H223ZM226 260H227V262H226ZM66 261L63 263V264H67L66 263ZM98 261V262H97ZM171 261V262H170ZM185 261H187V262H185ZM190 261H191V263H190ZM217 261L218 260H216V262H214V264L216 263L217 264ZM221 261H222V263H221ZM89 262V263H88ZM92 262V263H91ZM165 262V261H164ZM180 262V263H179ZM182 262V263H181ZM189 262V263H188ZM226 262V263H225ZM29 263V264H30ZM233 264H235V262H232ZM232 263H230V264H232ZM62 264V263H61ZM155 264H157V262H155Z\"/></svg>",
  "mask_w": 264,
  "mask_h": 264
}]
</instances>
